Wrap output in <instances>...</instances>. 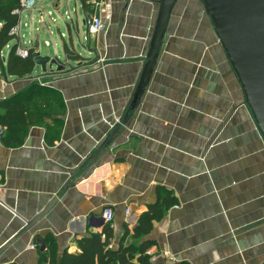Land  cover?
I'll list each match as a JSON object with an SVG mask.
<instances>
[{"label": "crops", "instance_id": "0c3cea01", "mask_svg": "<svg viewBox=\"0 0 264 264\" xmlns=\"http://www.w3.org/2000/svg\"><path fill=\"white\" fill-rule=\"evenodd\" d=\"M111 1L106 28L91 35L87 13L74 0L86 28L83 52L73 42L83 58L78 64L62 52V69L35 64L21 77L0 68V99L38 82L59 90L65 103L52 145L41 126H32L18 147L4 146L0 132V247L56 199L0 253V264H37L46 233L59 252L78 250L77 237L106 223V206L113 210L116 245L123 223L131 230L164 189L176 202L144 237L152 240L153 261L264 264V139L201 1L176 0L137 101L158 0ZM61 3L53 4L56 13ZM18 25L16 39L38 50L37 38L22 42L20 19ZM15 42L2 50L4 65Z\"/></svg>", "mask_w": 264, "mask_h": 264}, {"label": "trees", "instance_id": "16d2710c", "mask_svg": "<svg viewBox=\"0 0 264 264\" xmlns=\"http://www.w3.org/2000/svg\"><path fill=\"white\" fill-rule=\"evenodd\" d=\"M80 2L87 14L92 12L88 0ZM21 9L20 0H0V19L3 21L0 29V68L13 76L24 77L30 75L35 65L33 48L29 49L26 57H21L14 52L15 42L9 51L6 65L2 57L4 47L16 37L10 35L9 30L18 24ZM68 44L63 42L65 59L76 63L82 60L79 53ZM64 113L65 103L59 90L42 86L38 82L32 83L0 99L1 142L7 147H18L24 143L32 126H41L44 128L45 142L52 145L60 137ZM175 202L176 198L170 191L158 190L156 200L148 204L131 230L123 223V231L116 245H113L114 231L110 222L104 223L95 233L77 237L75 241L78 250L75 251L66 248L59 252L52 235L46 233L42 236L45 249L39 252L37 264H167L151 259L147 250L152 240L144 237L152 230L154 222L159 221ZM129 235L131 240L126 242Z\"/></svg>", "mask_w": 264, "mask_h": 264}, {"label": "water", "instance_id": "95a60500", "mask_svg": "<svg viewBox=\"0 0 264 264\" xmlns=\"http://www.w3.org/2000/svg\"><path fill=\"white\" fill-rule=\"evenodd\" d=\"M210 18L212 29L236 76L256 127L264 139V0H200ZM176 0H158L159 12L150 48L145 56L143 74L134 94L137 101L146 88L150 70L162 47L172 8ZM63 42V41H62ZM33 60L42 71L64 68L59 59H51L38 50ZM128 115L120 121L123 123ZM118 127V126H117ZM117 129V128H116ZM112 135L109 136L110 139ZM51 200L23 228L0 247V253L11 246L22 234L39 222L52 208Z\"/></svg>", "mask_w": 264, "mask_h": 264}, {"label": "rangeland", "instance_id": "374dc122", "mask_svg": "<svg viewBox=\"0 0 264 264\" xmlns=\"http://www.w3.org/2000/svg\"><path fill=\"white\" fill-rule=\"evenodd\" d=\"M56 1L35 0L32 8L23 10L20 17V34L22 42L27 45L31 39L37 38L40 54L47 55L51 59L57 56L59 60H62L64 41L73 48L75 45L76 50L83 52L81 42L86 43L84 40L86 28L83 23V13L78 5L75 7L74 0H62L60 13H56L53 7ZM48 11L51 13L48 14ZM76 25L79 26V33L75 30ZM62 33L63 39L60 36ZM70 34L73 39L72 43L69 40ZM46 40L49 41V45L45 44Z\"/></svg>", "mask_w": 264, "mask_h": 264}, {"label": "built area", "instance_id": "2783aa9c", "mask_svg": "<svg viewBox=\"0 0 264 264\" xmlns=\"http://www.w3.org/2000/svg\"><path fill=\"white\" fill-rule=\"evenodd\" d=\"M21 1V7L22 9L19 11V13L22 10H29L32 8V5L35 4V0H20ZM88 3L92 7V12L88 13L85 17L84 23L87 28V32L91 35L98 34L100 31H103L112 14H113V5L111 0H88ZM3 27V21L0 19V29ZM18 28L19 25H15L9 30V34L16 36L18 35ZM13 39L16 41V46L14 48V52L21 56L26 57L28 55L29 49H27L25 46H23L19 39ZM46 44H49L48 41H45ZM8 46V44H7ZM1 132V128H0ZM126 213H129V209L126 208ZM102 219L105 222H110L113 217V210L110 206H106L101 214ZM31 247H35V243H32L30 245Z\"/></svg>", "mask_w": 264, "mask_h": 264}]
</instances>
